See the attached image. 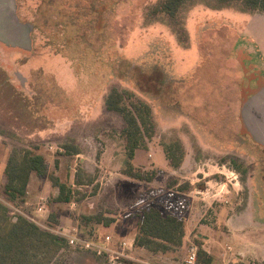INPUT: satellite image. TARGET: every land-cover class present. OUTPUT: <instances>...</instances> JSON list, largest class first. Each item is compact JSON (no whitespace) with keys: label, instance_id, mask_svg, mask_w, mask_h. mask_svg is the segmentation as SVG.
<instances>
[{"label":"rangeland","instance_id":"rangeland-1","mask_svg":"<svg viewBox=\"0 0 264 264\" xmlns=\"http://www.w3.org/2000/svg\"><path fill=\"white\" fill-rule=\"evenodd\" d=\"M165 4H2L22 29L15 39L0 28V160L5 164L12 147L35 148L72 197L56 201L57 187L32 173L24 196L9 201L0 161V202L27 201L31 212L45 197L42 221L83 234L157 205L182 216V243L137 248L123 264H181L190 244L205 252L204 264H264V10L243 0H182L172 10ZM112 89L137 119L136 110H148L146 147L131 161L154 175L150 181L123 173L126 121L105 105ZM165 145L180 156L179 166L169 164ZM78 170L88 184L75 183ZM106 262L68 246L52 264Z\"/></svg>","mask_w":264,"mask_h":264},{"label":"trees","instance_id":"trees-1","mask_svg":"<svg viewBox=\"0 0 264 264\" xmlns=\"http://www.w3.org/2000/svg\"><path fill=\"white\" fill-rule=\"evenodd\" d=\"M180 1L182 0H166L165 6L168 10H172L174 5ZM243 2L252 8L264 10V0H243ZM105 105L110 110L120 112L126 121L123 131L126 137L125 148L128 161L123 173L139 180H152L154 175L144 174L141 170L136 169L131 161L137 148L146 147L143 133L147 131L148 110H141L142 113L136 110L140 117L137 119L124 105L123 94L116 89H112L108 93ZM178 145L176 143V146ZM63 147L69 154L79 153L77 148L69 149L68 145ZM169 147V145L164 146L165 154L170 165L177 167L180 163V156L174 149H171L172 146ZM79 171L76 174L75 183L78 185L88 184L89 182H84L81 179ZM32 173L49 178L52 185L57 187L56 201H70L72 197L70 186L62 182L57 175L48 172V164L41 153L37 152L35 148L27 147H12L8 153L3 172L2 193L9 201L24 196ZM49 216L52 217L53 214H49ZM184 233L182 216L175 212L164 213L158 206L146 204L141 208L139 214L134 244L153 252L166 251L172 246L180 245ZM67 247L64 239L55 233L41 228L21 215L11 216L7 206L0 202V264H52L55 256ZM203 255L205 256V252L199 250V256ZM206 261L208 264L211 260L207 258Z\"/></svg>","mask_w":264,"mask_h":264},{"label":"built area","instance_id":"built-area-1","mask_svg":"<svg viewBox=\"0 0 264 264\" xmlns=\"http://www.w3.org/2000/svg\"><path fill=\"white\" fill-rule=\"evenodd\" d=\"M9 203L7 209L11 216L21 215L41 228L55 233L64 239L69 247L91 252L99 258L105 259L107 264H123L126 260L134 258L132 252L136 245L133 239L114 241L109 233L100 236L92 230L88 234H83L77 226L68 229L58 224L51 227L47 222L42 221L39 217H42L46 212L45 197L39 198L31 212L28 210L29 203L27 201L20 202L19 205ZM181 264H204L199 258L198 248L195 244L188 246Z\"/></svg>","mask_w":264,"mask_h":264},{"label":"crops","instance_id":"crops-1","mask_svg":"<svg viewBox=\"0 0 264 264\" xmlns=\"http://www.w3.org/2000/svg\"><path fill=\"white\" fill-rule=\"evenodd\" d=\"M0 142H1V140H0ZM139 149L140 148H137L136 149V151H135V155H134V158L132 159V161H135L136 159H137V156L139 155ZM1 162H2V164H3V166H2V174H3V172H4V167H5V164H4V159H1L0 160ZM133 163V162H132ZM169 164H170V162H169ZM174 168V167H173ZM4 175V174H3ZM124 175V174H123ZM125 176H127V175H125ZM127 177H129V176H127ZM226 178H227V176H225ZM129 178H131V177H129ZM230 180V179H229ZM219 187H221L220 188V190H222L223 191V189L222 188H225V190L222 192V194H220L221 196H223V197H225L226 196V193H227V191L229 190L228 189V187H227V182H224L223 184H221V185H219ZM218 193H220V192H217V194ZM144 205H146V204H144ZM152 205V204H151ZM155 206H157V205H155ZM159 207V206H158ZM160 208V207H159ZM161 209V208H160ZM162 210V209H161ZM163 211V210H162ZM140 212H141V210H139L138 212H137V214H134L132 217H130V218H118L117 217V219L116 220H114V221H112L111 223H110V225H107V226H104V227H102L103 229L102 230H99V228L101 227L99 224H97V225H90V226H88V233L89 232H91L92 230H94L98 235H100V236H102V235H104V234H106V233H109V234H111L112 235V237H113V240L114 241H118V240H121V239H126V240H131V239H133L134 240V236H135V234H136V230H137V224H138V219H139V214H140ZM168 212H174V211H169L168 210ZM167 212V213H168ZM176 213V212H175ZM123 223V224H122ZM128 224L129 225H134V228L132 229V233L131 234H129V231L127 232L126 230H125V227L126 226H128ZM81 230V229H80ZM98 230V231H97ZM82 231V230H81ZM130 236H129V235ZM137 248H141V247H139V246H135V248H134V250L135 249H137ZM91 253V252H90ZM92 254V253H91ZM94 255V254H93ZM95 256V255H94ZM97 257V256H96ZM97 258H99V257H97ZM101 259V258H100Z\"/></svg>","mask_w":264,"mask_h":264},{"label":"water","instance_id":"water-1","mask_svg":"<svg viewBox=\"0 0 264 264\" xmlns=\"http://www.w3.org/2000/svg\"><path fill=\"white\" fill-rule=\"evenodd\" d=\"M0 3H1V5L3 4L4 7L5 6L8 7V0H0ZM3 5H2L3 9L0 12V28L2 27L3 33H4L5 36L8 35V36L13 37L15 39L20 38L21 36H20V33L18 32V30L22 29V28H20L21 23L16 18L7 16V14H6L7 13V9L4 8ZM4 13L6 14L7 18H5ZM8 21L10 22V25L8 26V28H6L5 27L6 26L5 23L8 22ZM17 28H19V29H17ZM23 38H24V36H23Z\"/></svg>","mask_w":264,"mask_h":264}]
</instances>
